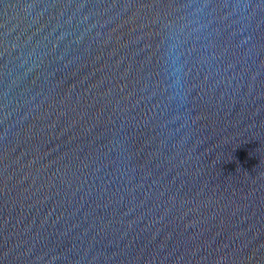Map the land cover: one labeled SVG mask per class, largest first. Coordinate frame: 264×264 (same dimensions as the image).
Here are the masks:
<instances>
[{
  "label": "water",
  "instance_id": "water-1",
  "mask_svg": "<svg viewBox=\"0 0 264 264\" xmlns=\"http://www.w3.org/2000/svg\"><path fill=\"white\" fill-rule=\"evenodd\" d=\"M0 264H264V0H0Z\"/></svg>",
  "mask_w": 264,
  "mask_h": 264
}]
</instances>
